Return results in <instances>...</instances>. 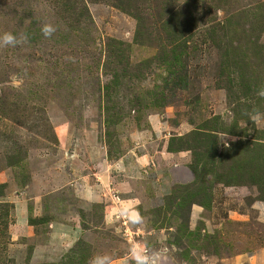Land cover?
Masks as SVG:
<instances>
[{
	"label": "rangeland",
	"instance_id": "rangeland-1",
	"mask_svg": "<svg viewBox=\"0 0 264 264\" xmlns=\"http://www.w3.org/2000/svg\"><path fill=\"white\" fill-rule=\"evenodd\" d=\"M261 89L264 0H0V264H264Z\"/></svg>",
	"mask_w": 264,
	"mask_h": 264
},
{
	"label": "clouds",
	"instance_id": "clouds-1",
	"mask_svg": "<svg viewBox=\"0 0 264 264\" xmlns=\"http://www.w3.org/2000/svg\"><path fill=\"white\" fill-rule=\"evenodd\" d=\"M42 31H43V34L46 37H49V36L52 35V33L55 31V29L50 27V26H45L42 29ZM2 43L4 45H15L16 43H18V41L16 40V38L12 34L6 33L2 37ZM258 95L261 96V97H264V89H261L258 92ZM224 146L228 147V144L225 143ZM137 221L139 222V217H137ZM132 254H133V258L135 260V264H155V258L148 257L140 249H133V253ZM90 264H109V257H107V256H103V257L97 256V257L92 259Z\"/></svg>",
	"mask_w": 264,
	"mask_h": 264
},
{
	"label": "trees",
	"instance_id": "trees-1",
	"mask_svg": "<svg viewBox=\"0 0 264 264\" xmlns=\"http://www.w3.org/2000/svg\"><path fill=\"white\" fill-rule=\"evenodd\" d=\"M173 49H176V46H175V48L173 47ZM180 56V54H178V53H176V54H173V61L172 62H177L178 61V57ZM197 133H199V132H195V134H197ZM198 135H202L201 133H199ZM202 136H205V135H202ZM201 142V141H200ZM242 143H244V142H238V143H234V145H236L237 144V147H239V146H241L242 145ZM207 145V144H206ZM182 148V147H181ZM184 148V147H183ZM180 150H183V149H180ZM196 152V151H195ZM217 155H218V153H217V149H214V155H213V158L215 157H217Z\"/></svg>",
	"mask_w": 264,
	"mask_h": 264
},
{
	"label": "crops",
	"instance_id": "crops-1",
	"mask_svg": "<svg viewBox=\"0 0 264 264\" xmlns=\"http://www.w3.org/2000/svg\"><path fill=\"white\" fill-rule=\"evenodd\" d=\"M191 170L189 169V167L187 166H180L178 167L177 169V174L180 176V177H183V178H187L190 176V172Z\"/></svg>",
	"mask_w": 264,
	"mask_h": 264
}]
</instances>
